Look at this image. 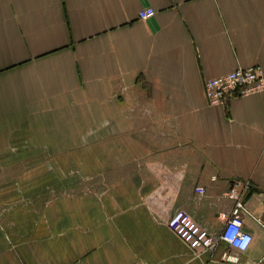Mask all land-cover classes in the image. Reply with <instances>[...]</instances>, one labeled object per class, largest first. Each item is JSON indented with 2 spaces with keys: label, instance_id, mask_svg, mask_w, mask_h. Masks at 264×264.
Segmentation results:
<instances>
[{
  "label": "crops",
  "instance_id": "0c3cea01",
  "mask_svg": "<svg viewBox=\"0 0 264 264\" xmlns=\"http://www.w3.org/2000/svg\"><path fill=\"white\" fill-rule=\"evenodd\" d=\"M253 65L264 0H0V264H264V90L204 89ZM238 180L248 250L168 228L219 237Z\"/></svg>",
  "mask_w": 264,
  "mask_h": 264
},
{
  "label": "built area",
  "instance_id": "2783aa9c",
  "mask_svg": "<svg viewBox=\"0 0 264 264\" xmlns=\"http://www.w3.org/2000/svg\"><path fill=\"white\" fill-rule=\"evenodd\" d=\"M155 12L153 7H147L140 10L139 17L141 19H149L155 15ZM204 89L210 104L227 103L233 98L263 91L264 70L261 65L238 67L222 76L207 79L204 82ZM250 187L251 182L249 180H238L225 193V196L233 201V207L231 213L225 217V224L219 237L216 238L211 235L183 209L172 213L167 221L168 228L198 253L212 252L221 242L228 243L229 246L240 252L246 251L253 240L252 234L244 229V214L249 212L244 199ZM198 191L204 193L203 188ZM1 228L0 220V230ZM233 229L242 235H237L232 242H229L226 238ZM242 237L251 238L248 247L243 250L235 243L236 241H241ZM225 259L227 261L238 260L231 253Z\"/></svg>",
  "mask_w": 264,
  "mask_h": 264
},
{
  "label": "clouds",
  "instance_id": "9594fccd",
  "mask_svg": "<svg viewBox=\"0 0 264 264\" xmlns=\"http://www.w3.org/2000/svg\"><path fill=\"white\" fill-rule=\"evenodd\" d=\"M237 235H242V234L237 233V231H236L235 229H233V230L230 232V234L227 236L226 239H227L229 242H232V241L235 239V237H236ZM250 240H251L250 237H242V240H241V241H236L235 243H236V245H237L238 247L241 248V250H243V249H245V248L248 247V245H249V243H250Z\"/></svg>",
  "mask_w": 264,
  "mask_h": 264
}]
</instances>
